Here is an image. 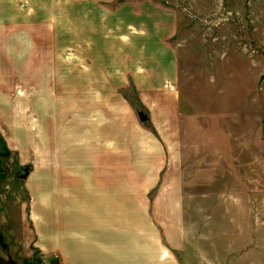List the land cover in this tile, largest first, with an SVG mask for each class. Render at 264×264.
<instances>
[{"label":"rangeland","instance_id":"obj_1","mask_svg":"<svg viewBox=\"0 0 264 264\" xmlns=\"http://www.w3.org/2000/svg\"><path fill=\"white\" fill-rule=\"evenodd\" d=\"M56 1L48 0V10L58 16L65 0ZM81 1L86 0L71 1L74 28L88 16L80 13ZM100 5L116 13L118 36L109 31L112 15L99 11L105 24L96 16L94 30L84 23L86 36L64 49L53 67L59 75L72 73L64 82L74 90L85 88L84 74L90 77L89 93H74L72 102L108 113L111 103L120 104L122 143L136 127L140 149V125L155 136L153 154L160 158L153 161L152 175L136 174L140 163L136 169L130 164L129 173V160L121 159V197H135L134 192L161 197L165 206L158 220L163 221L168 200L177 201L168 211L177 219L169 215L163 230L157 225L182 264H264V0H102ZM71 32L76 36V30ZM144 51L147 58L153 56L152 63L142 62ZM144 68L155 75L154 87L171 94L150 100L140 95L136 82L129 81L132 74H149ZM112 78L115 85L108 82ZM1 85L7 90L5 81ZM93 85L104 88V95L92 94ZM26 119L30 137L19 133L5 144L0 132V264L51 260L38 247L32 220L38 185L33 186L31 131L37 123L31 114ZM144 177L146 182L140 180ZM50 185L45 178L43 186ZM45 216L51 218L48 212Z\"/></svg>","mask_w":264,"mask_h":264},{"label":"crops","instance_id":"obj_2","mask_svg":"<svg viewBox=\"0 0 264 264\" xmlns=\"http://www.w3.org/2000/svg\"><path fill=\"white\" fill-rule=\"evenodd\" d=\"M71 1L63 2L57 16L49 12L48 0H39V3L38 0H0V82L7 84V90L0 86V135L4 143L9 144L13 135L20 133L30 137L29 126L25 125L30 114L37 123V128L31 131V150L35 160L33 186L38 185L32 204L38 247L48 252L51 260L47 264H182L168 246V234L162 232L168 227L169 215L177 219L174 212L168 213L169 207L177 206V201L168 200L165 207L168 217L163 221L158 220L161 219L160 206H165L160 203L161 197L142 198L135 192V197H121V159L129 160V173L130 164L136 169L140 163L136 174H153V161L160 158L159 153L153 154V133L140 125L137 127L144 133L139 141L142 147L137 146L136 127L126 134L128 140L122 143L120 104L111 103L112 112L108 113L105 109L95 110L92 106L72 102L74 93H89L90 77L84 74L85 88L74 90L66 83L68 81L64 82L73 78L72 73L59 75L53 67L60 61L62 52L72 49L86 36L84 23L94 30L93 16H96L102 26L105 24L99 16L104 10L113 18L109 27L111 36H118L116 27L120 32L116 13L101 6L102 0L81 1L80 13L88 16L74 28ZM26 6L30 10L26 11ZM85 7L92 10L89 12ZM132 13L137 16L136 7L132 8ZM140 29L147 37L146 30ZM72 30H76V36ZM162 32V29L156 32L158 39ZM145 51L142 54L146 59L141 61L152 63L153 56L147 58ZM92 68L99 66L95 64ZM144 71L149 74H132L129 81L136 82L140 95L150 100L153 95L171 94L169 90L154 87L155 75H151L150 69L144 68ZM95 74L102 81V77ZM108 82L117 83L115 78ZM92 88V94L105 93L104 88L94 85ZM115 93L116 88L112 86L113 98ZM18 144L23 153V141ZM122 148L126 151L123 155ZM45 178L51 180L52 187L43 186ZM140 180L146 182L145 177ZM46 212L51 214L50 221L46 219Z\"/></svg>","mask_w":264,"mask_h":264},{"label":"water","instance_id":"obj_3","mask_svg":"<svg viewBox=\"0 0 264 264\" xmlns=\"http://www.w3.org/2000/svg\"><path fill=\"white\" fill-rule=\"evenodd\" d=\"M263 80V76L259 79V82ZM141 120H145L144 117H141Z\"/></svg>","mask_w":264,"mask_h":264}]
</instances>
